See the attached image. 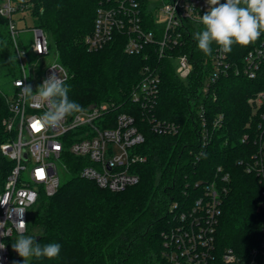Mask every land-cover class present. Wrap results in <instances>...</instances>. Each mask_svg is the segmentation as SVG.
Instances as JSON below:
<instances>
[{"label":"trees","instance_id":"1","mask_svg":"<svg viewBox=\"0 0 264 264\" xmlns=\"http://www.w3.org/2000/svg\"><path fill=\"white\" fill-rule=\"evenodd\" d=\"M108 1L112 0H12L18 19L25 22L30 16L31 27L45 32L50 54L53 52L68 70L70 78L65 85L69 98L82 108L100 102L115 104L113 116L120 112L134 115L145 138L132 149L146 157L132 166L140 181L118 192L81 178L82 165L67 153L71 178L55 195L40 196L30 210L24 234L41 245L60 244V253L53 259L31 257L28 264H170L165 233L180 224L181 213L192 211L204 195L205 185L217 180L218 167L229 172L230 181L224 184L227 192L215 230L214 258L206 264H225L223 254L230 248L239 257V264H250L253 249H258L253 264H264V184L239 163L257 149L255 132L260 122L249 100L264 89V67L258 79L244 74L220 77L203 94L201 86L209 74L203 67L206 62L209 66L212 54L205 55L194 36L186 35L183 50L195 59L194 72L184 80L174 61L161 59V90L152 111L157 119L176 122L180 129L176 134L157 133L146 111L130 98L146 64L145 55L126 53V36L121 33L101 49L87 46L97 8ZM137 1L146 25L153 27L150 0ZM8 23L0 14V83L21 75ZM258 41L248 46L233 44L230 60L242 64ZM211 47L213 53L215 43ZM202 114L210 133L206 145L201 135ZM7 115L6 100L0 95V194L13 166L1 152L7 138L3 126ZM219 115H223V122L215 127ZM245 133L251 134L247 143L242 142Z\"/></svg>","mask_w":264,"mask_h":264},{"label":"built area","instance_id":"2","mask_svg":"<svg viewBox=\"0 0 264 264\" xmlns=\"http://www.w3.org/2000/svg\"><path fill=\"white\" fill-rule=\"evenodd\" d=\"M226 0H221V3ZM150 8L153 14V27H148L137 0H112L102 3L96 11L94 30L87 36L86 43L90 50L103 48L116 33L126 36L125 52L145 55L146 64L141 70V77L131 91V101L146 111V117L155 132L176 134L180 125L173 121L160 120L152 111L156 108L162 84L163 66L161 59L177 61L176 72L187 80L194 72L196 61L188 51L186 35L194 36L200 31L199 22L209 9L207 0H162ZM17 5L12 0H1L0 14L9 19V30L13 36L21 75L12 80V96L2 95L8 106V115L3 119L7 134L1 144L2 154L12 162L4 190L0 194V243L6 245L0 249V264H13L12 239L19 235L16 223L21 219L28 225L31 208L40 196L55 195L62 182L59 165L70 172L67 153L78 158L82 165L78 175L93 181L98 187L113 192L126 189L139 183V174L132 171V166L146 157L132 152V149L144 142V135L136 124L135 116L120 112L113 116L115 104L100 102L91 104L79 113L64 119L59 127H46L36 130L33 124L47 111L48 105L38 98L25 103L20 94L22 87L31 85L33 94L50 75L66 83L70 74L66 67L55 60L41 73L27 69L24 63L23 45L19 44V27L15 20ZM34 34L32 49L40 57L50 54V46L45 32L39 27H31ZM153 55L156 57H153ZM158 56V61H157ZM156 60V61H155ZM208 61V60H206ZM205 61V62H206ZM51 67H55L51 68ZM264 67V33L254 48L244 56L242 64L230 60L229 53H223L215 44L214 51L203 69H208L201 91L208 93L220 77L231 74H244L258 79ZM28 76L27 78H25ZM22 85L17 87V82ZM259 120L255 137L257 149L248 160H240L248 173L255 174L264 184V89L250 98ZM223 115L214 120L215 127H221ZM201 130L203 143L210 140L206 118L202 114ZM251 134L245 133L242 142L247 143ZM71 173V172H70ZM28 174L29 178L25 175ZM72 175V174H71ZM230 181L229 172L218 167L217 180L205 185L204 195L200 196L190 213L180 215V224L165 233L166 256L170 264H206L214 258L215 230L220 215L222 202ZM264 197V189L262 191ZM264 207V201L261 203ZM177 206V203L174 204ZM27 231V226L24 234ZM14 253V252H13ZM250 264L255 262L258 249H253ZM225 264H239V257L230 248L223 254Z\"/></svg>","mask_w":264,"mask_h":264},{"label":"clouds","instance_id":"3","mask_svg":"<svg viewBox=\"0 0 264 264\" xmlns=\"http://www.w3.org/2000/svg\"><path fill=\"white\" fill-rule=\"evenodd\" d=\"M207 3L208 11L199 18L202 28L194 34L198 49L205 55L212 54L213 43L219 46L221 52L229 53L233 44L248 46L264 33V0H226L224 3L221 0H207ZM21 85L22 81H18L17 87ZM68 93L69 88L64 80L55 73L43 81L35 94L31 85L22 87L20 94L25 103L29 99L38 98L48 105L47 111L36 121L37 128L34 129L59 127L66 117L83 111L82 106L71 100ZM26 226L21 214V219L16 223L19 235L12 244L13 249L24 259V264H28L31 257L53 259L59 255L60 244L41 245L36 242V238L24 235ZM5 247L4 243H0V249Z\"/></svg>","mask_w":264,"mask_h":264},{"label":"rangeland","instance_id":"4","mask_svg":"<svg viewBox=\"0 0 264 264\" xmlns=\"http://www.w3.org/2000/svg\"><path fill=\"white\" fill-rule=\"evenodd\" d=\"M162 0H150L151 7H154L158 4H160ZM20 14H15V20L19 27L20 35L19 38L22 40L23 49L25 51L24 54V63L27 69L32 68V71H36L38 73H41L43 71L44 67H47L49 64H51L53 61L57 59V57L53 54H49L44 57H40L36 55L32 49V44L34 42V34L31 30L32 20L30 16H26V21H20L18 19V16ZM58 60V59H57ZM174 65L177 66L178 62L174 61ZM1 90L4 94H7L9 96H12L14 93V87L12 85V81L6 80L3 83H0ZM59 171H60V177L61 182L64 183L68 181L71 178V173L67 171L60 163L59 165ZM26 178H29V175H25ZM15 264L17 262H20V264H24V259L22 257H18V255L14 254L12 256ZM30 261V258H29ZM28 261V263H29ZM19 264V263H18Z\"/></svg>","mask_w":264,"mask_h":264},{"label":"snow or ice","instance_id":"5","mask_svg":"<svg viewBox=\"0 0 264 264\" xmlns=\"http://www.w3.org/2000/svg\"><path fill=\"white\" fill-rule=\"evenodd\" d=\"M38 123V122H37ZM33 128H37V124H33Z\"/></svg>","mask_w":264,"mask_h":264},{"label":"water","instance_id":"6","mask_svg":"<svg viewBox=\"0 0 264 264\" xmlns=\"http://www.w3.org/2000/svg\"><path fill=\"white\" fill-rule=\"evenodd\" d=\"M13 252H14V254H16V255H18L19 256V254L13 249Z\"/></svg>","mask_w":264,"mask_h":264}]
</instances>
